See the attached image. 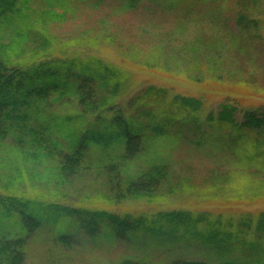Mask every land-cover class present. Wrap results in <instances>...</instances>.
Returning <instances> with one entry per match:
<instances>
[{"label":"rangeland","instance_id":"1","mask_svg":"<svg viewBox=\"0 0 264 264\" xmlns=\"http://www.w3.org/2000/svg\"><path fill=\"white\" fill-rule=\"evenodd\" d=\"M60 1L52 7L49 4H55L54 0H33L35 12L28 16L37 40L32 37L18 56L12 57V63L27 67L34 61L98 58L115 68L123 76L115 94L99 93L113 110L134 117L141 110L150 112L153 121L137 116L147 124H162L165 115L176 119L167 138H151L143 155L120 166V174L115 172L117 179L136 178L150 165L163 161L170 166L171 175L152 198L118 200L111 192L108 174L110 164L117 160L105 159L101 148L90 147L81 172L64 182L56 178V159L24 158L13 142L6 140L0 147V198L16 195L121 217L151 218L158 213L186 211L204 216L206 225H214L222 237L232 234L226 239L227 247L233 249L229 257L264 264V232L257 229L264 212V140L257 149L247 144L246 159L227 143L216 142V138L232 133L217 120L222 105L236 109L238 123L246 112L264 107V0H246L237 6L240 0H177L171 9L164 0L143 2L132 10L126 9L127 0ZM218 1L225 4V14L219 13L220 20L213 21V8L221 5ZM240 13L259 21V27L241 33L235 22ZM152 86L166 92L163 101L154 97L132 104ZM177 95L201 100V109L176 117L172 100ZM102 107L85 113L83 129L96 130L100 122L109 123L113 110ZM46 110L60 119H74L70 126L76 130L77 117L84 113L75 99L47 105ZM61 133L67 136L57 134L59 150L70 153L68 131ZM198 140L204 144L198 146ZM110 154L119 157L122 150L116 156ZM206 225L198 228L207 230ZM186 244L177 251L181 257L216 260L213 251L204 246L192 244L189 248ZM174 255L154 247L137 252L123 243L96 245L83 237L73 247H59L49 228L29 239L26 264H118L127 256L166 264Z\"/></svg>","mask_w":264,"mask_h":264},{"label":"trees","instance_id":"2","mask_svg":"<svg viewBox=\"0 0 264 264\" xmlns=\"http://www.w3.org/2000/svg\"><path fill=\"white\" fill-rule=\"evenodd\" d=\"M54 1L56 3L49 6L61 4L60 0ZM158 1L164 0H127L125 7L132 10L143 2ZM168 1L170 9V5L178 3L177 0ZM219 1L217 3L221 5L213 8V21L220 20L219 13L225 14V4ZM245 1L240 0L235 5H243ZM32 3L33 0H0V147L4 141L11 140L24 158L56 159L59 163L56 178L64 182L81 172L90 147H99L105 152V159L117 160L115 164H110L108 172L111 192L116 199L152 198L159 194L171 175L170 166L164 161L150 165L136 178L129 177L126 181L117 179L115 172L120 174L122 164L129 165L143 155L146 143L151 138H167L169 126L176 119L165 115L164 123L147 124L137 116H147L153 121L155 118L150 112L141 110L134 117L113 110L107 104V99L99 97V93L115 94L123 76L98 58L34 61L27 67L13 64L12 57L18 56L32 37H35L33 41L37 40L28 16L33 11ZM52 16L58 17L56 14ZM235 22L236 29L243 34L249 33L251 27H259V21L249 19L244 13L238 14ZM165 94L164 90L152 86L132 104L154 97L159 100L157 102H161ZM71 99H75L84 112L77 117V130L70 126L74 119H60L47 114L46 110L47 105ZM101 107L111 112L113 110L109 123L100 122L96 130L83 129L85 113H92ZM201 107V100L192 97L177 95L172 100L176 117L197 113ZM235 113L236 109L231 105L221 106L217 120L224 127L231 128L232 133L226 138H216V142L227 143L229 148L234 147L246 159L247 144L257 149L262 144L261 140H264V107L246 112L241 123L236 121ZM61 131H68L72 149L70 153L59 150L62 146L56 139L57 134L67 136ZM196 144L202 146L204 142L198 140ZM119 150H122V155L112 157L110 152L115 155ZM200 225H206L204 216H193L186 211L158 213L151 218L121 217L105 211L84 212L11 195L0 198V264H26L29 239L40 229L49 228L59 247H73L83 237V240L88 239L96 245L105 242L114 245L123 243L137 252L149 251L154 247L160 252L175 254L166 264H256L251 259L229 257L233 249L227 247L226 239L232 234L222 237L214 225H206L208 231L199 229ZM257 229L264 232V212ZM184 242L189 248L193 245L204 246L211 253L213 251L216 260L199 261L181 257L177 251ZM138 257L127 256L118 264H154Z\"/></svg>","mask_w":264,"mask_h":264}]
</instances>
